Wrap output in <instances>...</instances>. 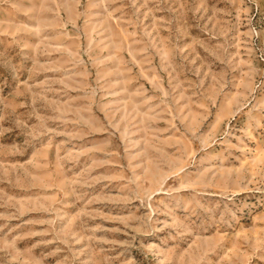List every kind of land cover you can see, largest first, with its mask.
Wrapping results in <instances>:
<instances>
[{"label":"rangeland","instance_id":"obj_1","mask_svg":"<svg viewBox=\"0 0 264 264\" xmlns=\"http://www.w3.org/2000/svg\"><path fill=\"white\" fill-rule=\"evenodd\" d=\"M0 264H264V0H0Z\"/></svg>","mask_w":264,"mask_h":264}]
</instances>
